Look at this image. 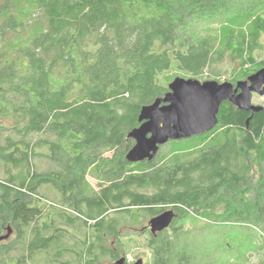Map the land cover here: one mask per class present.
<instances>
[{
  "label": "trees",
  "instance_id": "trees-1",
  "mask_svg": "<svg viewBox=\"0 0 264 264\" xmlns=\"http://www.w3.org/2000/svg\"><path fill=\"white\" fill-rule=\"evenodd\" d=\"M225 61L232 83L264 66V0H0V264H264V104L126 159L143 105Z\"/></svg>",
  "mask_w": 264,
  "mask_h": 264
},
{
  "label": "water",
  "instance_id": "water-1",
  "mask_svg": "<svg viewBox=\"0 0 264 264\" xmlns=\"http://www.w3.org/2000/svg\"><path fill=\"white\" fill-rule=\"evenodd\" d=\"M168 89L164 96L141 107L139 125L128 133V137L134 140L126 153L129 162L152 159L159 146L168 140L209 131L218 122L217 113L224 100L251 113L260 111L262 106L251 100L253 93L264 96V66L235 83L176 76L168 84ZM174 216V211L167 209L151 217L148 220L150 232L155 234L167 228ZM11 232L7 227V232L0 235V241L7 239ZM126 260V256H121L112 264H125ZM132 264H143V259L138 258Z\"/></svg>",
  "mask_w": 264,
  "mask_h": 264
},
{
  "label": "rangeland",
  "instance_id": "rangeland-1",
  "mask_svg": "<svg viewBox=\"0 0 264 264\" xmlns=\"http://www.w3.org/2000/svg\"><path fill=\"white\" fill-rule=\"evenodd\" d=\"M229 18H232V15H228L226 17L218 16V17L213 18V19L199 21V22L194 23V25L192 26V29L190 31H191V33H193L195 35H210L213 38H216V40H217V39H220L222 37V35L225 31V27L232 25L231 23H229V20H230ZM230 69H231V65L228 61H225L223 63V65L218 66V68L216 69V72H219L217 74H218V76H220L219 78L221 81H226V77L228 76L226 71H228ZM251 101L253 104L262 105V104H264V96H260L257 93H253ZM196 136H200V135H195L193 137L191 136V137L183 138L184 140L179 144L182 147L191 148V146H188V145H191L190 143L192 142V139ZM184 151H186V150H184ZM88 179L91 183V186L94 187L95 180L91 177H88ZM228 233H230V234L227 237ZM225 234H226V237H224L223 240H228L229 242H233V243H235V245L238 244L239 238L232 235V234H235V232L233 230L226 231ZM135 255H136V252L132 249L126 255V257H127L128 261H132V259L135 258ZM113 261H110V260L105 258L104 263L105 264H112ZM143 262H144V258H143Z\"/></svg>",
  "mask_w": 264,
  "mask_h": 264
},
{
  "label": "flooded vegetation",
  "instance_id": "flooded-vegetation-1",
  "mask_svg": "<svg viewBox=\"0 0 264 264\" xmlns=\"http://www.w3.org/2000/svg\"><path fill=\"white\" fill-rule=\"evenodd\" d=\"M147 229L150 230L149 229V225L147 226ZM138 258H140V257H135V258L132 259V261H128V259H127L125 264H132Z\"/></svg>",
  "mask_w": 264,
  "mask_h": 264
},
{
  "label": "bare ground",
  "instance_id": "bare-ground-1",
  "mask_svg": "<svg viewBox=\"0 0 264 264\" xmlns=\"http://www.w3.org/2000/svg\"><path fill=\"white\" fill-rule=\"evenodd\" d=\"M227 81V80H226ZM222 82V81H221ZM259 105V104H258Z\"/></svg>",
  "mask_w": 264,
  "mask_h": 264
}]
</instances>
